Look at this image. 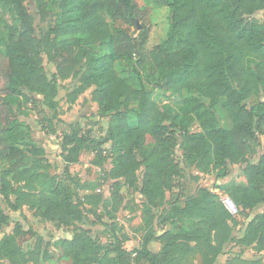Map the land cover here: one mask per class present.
<instances>
[{"label":"trees","instance_id":"obj_1","mask_svg":"<svg viewBox=\"0 0 264 264\" xmlns=\"http://www.w3.org/2000/svg\"><path fill=\"white\" fill-rule=\"evenodd\" d=\"M25 1L0 0L16 20L0 51V233L11 221L6 209L19 212L26 207L57 227L84 219V208L75 203L70 186L53 181L44 146L34 139L30 125L15 118L8 101L20 96L30 105L57 111L58 79H72L69 105L94 88L91 99L108 124L103 139L95 135L97 122L92 121L85 127L72 124L64 133L67 179L75 188L86 189L71 176L70 166L90 147L96 153L93 165L110 159V199L87 195L83 206L91 205L86 211L99 221L97 209L102 206L112 220L122 207L123 187L135 189L142 201L145 234L141 247L130 252L124 248L129 235L123 228L103 224L112 233L108 244L77 228L71 238L54 245L63 257H70L71 264H192L201 255L202 264H216L228 248L239 246L241 252L226 264H260L245 259L244 251L252 248L264 256V211L250 219L264 206V152L259 151L264 138V0H231V8H217L219 0H157L169 11V26L152 50L147 48L148 30L134 36L122 25L110 27L103 16L107 11L114 22L137 26L142 11L133 0H35L42 22L52 5L60 10L56 22L39 37ZM42 54L56 66L52 79ZM125 62L134 64L139 78V69H145L149 86L132 87L121 75ZM154 88L165 94L162 104L152 99ZM188 170L195 181L212 176L213 189L200 187L194 195L178 197L159 215L176 180ZM237 174L246 186L235 184ZM48 185L49 193L44 190ZM215 190L226 192L239 216L248 220L242 236L236 233L240 222ZM156 220L163 226L159 235ZM181 221H195L207 231L189 236L168 230ZM36 236L21 226L3 235L0 260L48 261L51 252L42 251L40 240L25 251L24 243ZM155 242L162 243L159 251L150 248Z\"/></svg>","mask_w":264,"mask_h":264},{"label":"rangeland","instance_id":"obj_2","mask_svg":"<svg viewBox=\"0 0 264 264\" xmlns=\"http://www.w3.org/2000/svg\"><path fill=\"white\" fill-rule=\"evenodd\" d=\"M133 1L138 4L142 11V17L136 21L137 26L130 23L128 24L123 20L118 23L114 22L107 11L103 12V16L110 27L114 25H122L123 27H127L130 30V33L134 36H137V34L144 28L148 30L149 40L147 48L148 50H152L166 37L169 26V11L166 7L159 6L157 0ZM24 4L27 7L28 12L33 16L32 22L36 37H39L41 31H48L50 26L56 22V20H54V15L60 11L57 6L52 5L50 7L48 20L42 22L38 10L36 9L35 0H26ZM217 8H231V0H219ZM258 18L262 19L263 16L259 15ZM15 23L16 20L14 14L10 10L0 6V51L6 48L10 27ZM67 38L68 37L62 39ZM40 58L46 74L52 79L53 75L57 74L55 64L49 61L45 54H42ZM133 65L134 64L131 62H125L120 69L121 75L127 79L132 87H138L142 84L149 86L148 76L145 69H139L142 76L139 78V76L133 73ZM58 81L59 92L57 100L60 103V107L57 111H49L40 104L35 106L30 105L26 102L24 97L20 96L17 98H8V101L15 118L19 122L30 125L34 139L44 146L51 164L48 172L53 178V181H56L57 183L64 182L70 186V189L75 194V203L79 204L80 208H84V219L80 222H73L68 226L57 227L50 221L36 217L34 213L26 207L19 212H12L6 209L7 212L11 214V221L10 224L3 229V232L0 233V239L5 234H12L18 226H21L27 231L33 230L37 236L33 237L27 243H24L25 251L34 249L37 241L40 240L42 241V251L48 249L52 255L48 261H40V264H71V258L63 257L61 255V249L54 246L58 240L71 238L73 232L77 228L82 227L89 230L90 234L100 242L108 244L112 240V233L110 232V229L106 228L103 224H112L117 228H123V230L129 235V240L124 243V248L132 252L141 247L142 239L145 234L141 209L142 201L140 199L139 191L123 187L121 194L124 200L120 211L116 213L114 219L110 220L108 216L104 214L103 207L100 206L99 209H97V215L101 218V221H99L97 217L86 211L90 210L92 206L86 204L83 206V200L85 196L91 194L100 196L103 200L110 199V192L114 183V181L109 179L108 176L111 169L110 159L103 161L102 166L97 167L93 165L96 153L91 149L92 147H90L82 153L79 163L70 166L71 176L76 180H81V184L84 183L86 189L75 188L74 184L67 179L65 174V163L63 161V151L61 148L64 133L69 131L70 125L72 124H81L85 127L92 121L97 122L94 127L95 135L103 139L105 138L108 120L100 119L98 116V106L91 99L94 88L89 89L85 94L79 97L75 105L70 106L67 102V95L73 90L74 83L72 82V79H58ZM164 95L165 94L157 88H154L152 91V99L159 104H162V102L165 101ZM189 95V93H186V96ZM224 124L225 126L229 125V122L225 118ZM193 130L198 131V126L195 125ZM259 151L264 152V138H262V147ZM238 168L239 167H233L232 170H237ZM235 180L237 186H246L244 177L237 174ZM214 182L215 179L210 175H202L199 181H195L191 175V170L186 171L183 177L176 180L174 190L167 194V202L163 208L159 209L158 214L160 215L164 213L165 210H169L178 197L183 200L187 196L194 195L200 187L213 189ZM44 190L49 193L51 185H48ZM223 194L229 196L226 192H223ZM263 211L264 206L259 207L250 216V219H253L255 214H259ZM236 219L240 222L236 233L238 232V235L242 236L248 220L246 221L243 216H237ZM162 228L163 226L160 221L156 220L154 223V230L157 235L162 234ZM206 229L195 221H181L178 223V227L174 224L170 225L168 228V230H171L175 234L189 236H196L199 233L203 234L207 231ZM161 246L162 243L155 242L151 244L150 248L153 251H159ZM240 252L241 250L239 246H232L231 248H228L226 255L219 257L216 264H226L228 260L234 259L236 254ZM244 258L249 260H260V264H264V256L256 253L252 248H245ZM0 263L12 264V262L6 257L2 258ZM192 264H202V256L196 255Z\"/></svg>","mask_w":264,"mask_h":264},{"label":"built area","instance_id":"obj_3","mask_svg":"<svg viewBox=\"0 0 264 264\" xmlns=\"http://www.w3.org/2000/svg\"><path fill=\"white\" fill-rule=\"evenodd\" d=\"M220 198H221L223 205L226 207V209L229 211V213L232 216H234V217L239 216L240 211H239L235 201L232 198H230L229 196L224 195V194H220Z\"/></svg>","mask_w":264,"mask_h":264},{"label":"crops","instance_id":"obj_4","mask_svg":"<svg viewBox=\"0 0 264 264\" xmlns=\"http://www.w3.org/2000/svg\"><path fill=\"white\" fill-rule=\"evenodd\" d=\"M215 192H216L217 194H219V195H220L221 193L223 194V192L220 191V190H215Z\"/></svg>","mask_w":264,"mask_h":264}]
</instances>
